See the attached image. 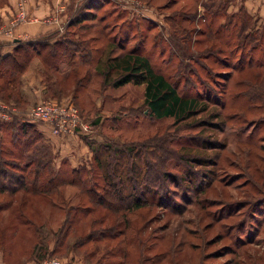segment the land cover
<instances>
[{"label":"rangeland","instance_id":"1","mask_svg":"<svg viewBox=\"0 0 264 264\" xmlns=\"http://www.w3.org/2000/svg\"><path fill=\"white\" fill-rule=\"evenodd\" d=\"M251 2L258 4L71 3L69 17L92 12L95 18L85 16L57 37L75 52L60 53L64 63L57 70L44 65L35 70L41 82L49 81L42 98L73 103L91 131L70 139L64 152L43 143L46 150L38 157L46 163L37 164L22 156L14 136L1 129V169L15 177L26 175L27 184L37 169L36 186L43 191L0 193V256L6 263L58 258L67 264L69 256H76L79 264H95L103 256V264H264V18L247 8ZM128 36L123 50H111L114 38ZM131 48L147 57L180 95L196 100L189 115L156 119L146 114L144 84L111 86L125 73L107 68L108 61ZM5 73L3 86L10 78ZM7 93L19 97L18 83ZM84 144L108 145L101 166ZM36 145L43 149L41 141ZM111 165L124 178L110 179L117 183L115 190L103 179ZM71 168H83L84 188L105 194L107 201L108 193L118 190L124 199H112L107 209L94 205L78 185L67 184ZM135 199L146 202L135 208ZM86 207L92 211L83 217ZM96 235L105 237L97 241ZM91 236L96 242L69 255L77 238ZM63 238L53 253L54 243ZM94 247L98 253L83 260Z\"/></svg>","mask_w":264,"mask_h":264},{"label":"trees","instance_id":"2","mask_svg":"<svg viewBox=\"0 0 264 264\" xmlns=\"http://www.w3.org/2000/svg\"><path fill=\"white\" fill-rule=\"evenodd\" d=\"M90 4H88L89 7H86L87 9L89 8L93 9V6H90ZM239 12H244L246 15H248L246 11H244L243 8H239ZM85 16H88L89 19L95 18V15L92 12H89ZM85 16H81V18H76L75 20L74 18L76 17V15L71 16L74 18L69 17L68 23L66 26L67 31L72 25L78 24L84 19H86ZM233 20L234 19L231 18L228 21L229 26H232ZM241 20H242V24H241V28H242L245 23L244 15L241 16ZM222 27L223 26L221 25L220 28ZM129 37L130 36L125 37L124 40L122 39L123 37L122 38L119 37L118 40H116L117 38H114V41L111 42V45H112L111 50L117 49V48L123 50L125 46L124 44H121V43L122 41L124 42L125 40L129 39ZM15 44L16 46L14 47L11 54L6 55V56L0 55V68L1 67L8 68V69H5L3 73L6 74L5 72L9 71L8 74H10V78L5 80V83H4L5 85H7L6 89H8V86L10 87V85L13 86L15 83H17L16 75L19 73H22L27 68L32 58L38 57L45 67H47L50 70L55 71L59 67L60 63H64V61L61 60L60 53L63 52V54L66 56H70L71 52L72 54L75 53L74 51H71L68 48L65 42L61 40H55L54 42H50L49 38H44V37L33 38L30 40H26V41H18ZM71 44L75 45L74 43H71ZM134 50L135 49L131 48L130 50L126 51L125 53L121 55L112 57L111 60L108 61L110 64H107V68H112L113 70H118L121 68L125 73L122 76L115 79L114 81H112L111 86L118 87V86H121L129 82H133L134 84H137V85L144 84L143 103L146 106V114L156 119H161L165 117L175 118V117H180L184 115H189L192 112V110H194L196 100L184 98L182 95H180L177 92L176 88L167 79H165V77L162 74L157 73L152 68L147 57L141 56L140 54L135 53ZM98 65L99 64L97 63L95 68H97ZM102 73L100 72V74ZM104 80H106V74L104 75ZM0 100L4 102H13V103H16L17 105L20 104V98L15 97L12 93H7L3 96L0 95ZM1 129L5 130L6 132L7 131L10 132L11 135L14 136L16 140V144L20 147L19 149L20 154L22 156L26 154L25 158H27V160L30 161V163H34V162H36L37 164L46 163V161L43 162V159L38 157V155L42 156V153H44V149L46 150V145L43 144L45 143L43 142L44 137L42 133L38 131L35 124L22 121V120H17V121L13 120L12 122H8L4 124L3 126H1L0 131ZM38 141L42 142L41 147L43 149H40L39 147H37L36 144ZM89 147L93 151L94 163L98 166L99 165L101 166L102 158L105 159L106 156L109 155L108 153L110 150L108 149V145L98 144L95 148H93L92 145H90ZM101 152L103 153V155L100 154ZM104 155H106L105 158H104ZM132 164L134 165V162L131 163L130 169L134 171ZM81 169L83 170V168H71L70 169L71 178L67 180V184L74 185V186L78 185L82 191L81 194H84L89 202H92L94 205L105 206L107 209V208H110V201L112 199H115L117 201L124 199V195L119 193L118 190L113 192V195L111 193H108V195L109 194L110 195L107 201L105 198V194L101 196L102 194L98 195L97 191H93L90 188H84L82 184H83V181L85 180L81 176V172H82ZM111 169L112 170L109 171V173H104L103 179H106V182L104 184H107L109 187H111L112 190H115V186L117 187V183L114 181L111 182L110 179H113L115 175L119 179H123V181H124V178L120 176L122 171H119V173H117V170L119 169V167L118 168L115 167V169H113V166L111 165ZM36 170L37 169L34 170L35 172L33 171V175H34V178L32 180L33 182H30L27 184L26 175L22 173L23 175L15 177L13 174H9L8 172L5 173V171L1 169V164H0V179L8 180V184H5L4 182H1L0 180V193L16 194L18 191H23L24 193H26L25 191L33 192V193L41 192L42 189H38L36 186V182H35L36 180H38L40 176L39 175L40 173H38ZM131 175L134 177H137V175H135L134 172H131ZM77 181L79 183H77ZM122 182L120 181V183ZM92 194H94L95 198L92 196ZM126 197L128 196L126 195ZM135 200L136 201L133 205L135 208L143 207V204L146 202L145 199L141 202L138 199H135ZM46 201L49 204L51 202L48 199ZM91 211L92 210H89L88 207L82 208V216L86 217ZM66 235L64 236V238L67 237ZM96 237H97L96 238L97 241H100L105 236L96 235ZM64 238H63V241L58 240L56 241V243H54L56 247L52 250L53 253H56L58 245L61 246L63 244ZM89 242H96V240H93V237L92 238L89 237L87 238V240H85L84 238L83 239L77 238L72 243L70 251H68L69 255L77 254V249L82 248L84 245L88 244ZM94 249H95L94 251L91 250L89 252V255L86 253L81 258L85 260L87 257H90L92 254L98 253V250H96V247H94ZM74 257L76 256H73V258ZM102 257L103 256H101V258H99L95 262V264H103L104 263L103 258L105 259V257L103 258ZM69 258L71 260H74L71 256H69Z\"/></svg>","mask_w":264,"mask_h":264},{"label":"crops","instance_id":"3","mask_svg":"<svg viewBox=\"0 0 264 264\" xmlns=\"http://www.w3.org/2000/svg\"><path fill=\"white\" fill-rule=\"evenodd\" d=\"M74 1L78 2L80 0H25L23 7L27 20L12 27L13 18L20 10L19 0H0V55L6 56L11 54L16 46L15 43L18 41L44 37L49 38L50 42H54L57 37L66 30L70 5ZM257 3L258 4L251 2V5H245H247V8L249 7V10L250 7H253L255 12H258L259 15L264 18V2H259V0H257ZM41 66H43V64L40 59L34 57L29 62L27 68L22 73L16 75L18 94L22 102L18 104V106L25 107L27 104L30 105L31 103H35L37 99L39 100V98L47 95L46 89L49 85V81L45 83L41 82V75L37 74L35 70L36 67L42 68ZM5 69L8 68H0V80L3 79L1 75ZM6 86L7 85L3 86V84H0L1 96L5 95ZM21 104L24 105L21 106ZM35 125L38 131L42 133L46 144H55H52L55 150L60 147V150L64 152L71 147L70 139L72 138L61 142L60 138L51 134L48 125ZM84 146H88L89 149V145L84 144ZM67 158L73 160L75 156L72 155V157H70V155H68ZM73 259L77 258L74 257ZM61 261L64 263L65 260L63 259ZM77 261L78 260H76V262L74 260L68 261L67 264H79ZM0 264L9 263H6L0 256ZM26 264L37 263L34 260H30L27 261Z\"/></svg>","mask_w":264,"mask_h":264},{"label":"built area","instance_id":"4","mask_svg":"<svg viewBox=\"0 0 264 264\" xmlns=\"http://www.w3.org/2000/svg\"><path fill=\"white\" fill-rule=\"evenodd\" d=\"M25 0H19L20 10L13 18L12 27L27 20L24 12ZM13 120H22L33 124H46L51 134L68 140L88 135L91 131L89 123L83 119L78 109L68 100L41 98L32 105L20 107L13 102L0 101V127ZM93 137L89 136L91 140ZM42 264H63L58 258L43 261Z\"/></svg>","mask_w":264,"mask_h":264}]
</instances>
